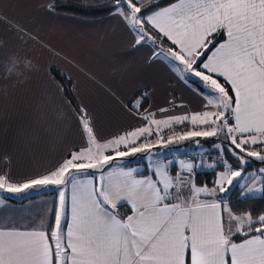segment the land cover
I'll return each instance as SVG.
<instances>
[{"label": "snow or ice", "instance_id": "obj_1", "mask_svg": "<svg viewBox=\"0 0 264 264\" xmlns=\"http://www.w3.org/2000/svg\"><path fill=\"white\" fill-rule=\"evenodd\" d=\"M112 3L135 45L151 42L154 59L168 60L185 81L199 78L206 110L163 119L148 112L142 116L145 126L102 140L87 106L77 107L86 146L23 183L0 173V189L9 193L72 187L70 207L65 191L59 192L54 226L0 230V264H264V215H235L223 200L200 199L226 193L225 184L242 178L243 169L226 159L216 187L190 185L187 194L184 181L160 166L156 179L121 171L123 179L116 182L102 175L99 187L76 175L92 169L103 173L114 158L147 151L151 144L137 141L151 136L153 125L159 130L189 120L194 128L179 139L222 134L227 144L217 145L221 153L226 148L241 164L248 162L245 157L264 162V0H176L166 7L158 0ZM16 71L12 61L11 73ZM121 145L127 150L120 151ZM186 168L191 171L192 165ZM122 202L131 214L120 213ZM237 235L242 242H236Z\"/></svg>", "mask_w": 264, "mask_h": 264}, {"label": "crops", "instance_id": "obj_2", "mask_svg": "<svg viewBox=\"0 0 264 264\" xmlns=\"http://www.w3.org/2000/svg\"><path fill=\"white\" fill-rule=\"evenodd\" d=\"M52 1L0 0V173H6L11 182L23 183L46 174L71 152L86 146L75 109L52 74L54 67L72 80L74 95L89 109L102 140L145 126L142 116L148 112L163 119L206 110L204 91L190 84L199 78L185 81L168 60L154 59L151 42L135 45L133 34L120 17L112 14L84 19L61 14L51 10ZM17 27L23 31L18 32ZM12 61L17 62L15 74L11 73ZM183 124L190 130L194 127L190 120ZM175 125L180 124L170 128ZM152 128L156 133L169 127ZM186 165H192L191 171ZM141 166L124 162L105 168L103 173L97 170L77 177H87L97 187L102 175L113 182L123 179L121 171L135 170L137 179H156L155 175H141ZM151 166L148 168L153 173L160 166L174 179L178 173L192 175L197 171L196 161L180 158H158ZM255 184L249 192H262L264 179ZM42 190L14 197L23 199L22 203L0 201V230L54 226L58 189ZM65 193L70 207L71 185ZM200 199L211 202L222 200V196L217 192Z\"/></svg>", "mask_w": 264, "mask_h": 264}, {"label": "rangeland", "instance_id": "obj_3", "mask_svg": "<svg viewBox=\"0 0 264 264\" xmlns=\"http://www.w3.org/2000/svg\"><path fill=\"white\" fill-rule=\"evenodd\" d=\"M196 78V77H194ZM200 84L203 85V83L201 81H198ZM194 89L197 87L196 85H194L193 82L190 83ZM197 89V88H196ZM204 92L206 91L205 86L203 85V89ZM190 130V129H189ZM188 130V131H189ZM161 131H159V137L163 138V134L160 133ZM174 137L176 136L177 133H174ZM174 137L170 138L171 142H168V140L163 141L160 138L159 139H155V137L153 136H146V137H142L137 144H140V141L142 143H147V144H151V147L145 151V152H139V153H134V154H130L129 156L126 157H116L114 158L109 165H106L105 168L107 167H111V166H115V165H119L121 163L124 162H129L127 159H130L132 157H138V159H140L141 161V168L142 171H147L153 168V162L155 160H157L158 158H167V159H172V160H176V159H183L187 162H192V161H196L197 164V171H206V170H213V169H219L217 171V178L216 181L218 179V174L222 171H225V167L223 165V160H227L228 163L235 169H243V174H242V178H237V182H235L233 185H227L225 184L224 187L226 189H228L226 191V193H221L222 196V200H224L225 198L230 197L231 192L234 191L235 194L239 193V191L242 189V193L240 195V197L242 198H249L250 196H254V197H259L261 196L262 192L261 190H256V191H252L249 192L250 190L253 189V187L256 185V182H259L260 180L264 179V172H261L262 167H264L263 165H256L254 166L253 170H246V167L251 164L254 161H260L261 160L255 158V157H245V159L248 161L246 164H241L237 161V159L235 157H233L225 148L223 153H221L220 149L217 147V145H225L227 144L226 141H224L223 139V135H219L217 137H192L189 139H177L174 140ZM213 138H220V140L218 142H213L210 143L211 139ZM159 141V142H158ZM210 141V142H209ZM207 142H209L210 144H207ZM173 143H177L174 144V146L170 147L169 145H173ZM120 151H126L127 149L121 145L119 148ZM109 154L114 155V152L109 149L108 150ZM173 157V158H172ZM234 159L233 161L230 160ZM137 159V160H138ZM235 161V162H234ZM149 166V168H148ZM104 168V169H105ZM93 171H97L98 169H92ZM101 171V170H98ZM194 172V174L192 175H188L186 173H178L176 176V179H182L184 181V184L182 186V191H184L186 194L190 192V185H195L196 186V172ZM89 172V170L87 171ZM186 172V171H185ZM100 172H97L96 174H99ZM80 174V173H79ZM78 175V174H76ZM53 187L56 188V191L58 189V193L59 191L63 190L66 191V186H42L43 190L44 188L47 190L52 189ZM196 187H200V186H196ZM208 188H210L209 186H207ZM216 187V186H214ZM42 188H32V189H28L25 190L22 193H9L4 189H0V201L1 202H5L6 198L4 197V193L3 191H5V193L9 196L12 197H23L27 194H31L36 192L37 190H42ZM213 188V187H211ZM42 190V191H43ZM55 191V192H56ZM249 195V197H248ZM225 203L227 205V207H230V204L227 203V199H225ZM1 211V208H0ZM264 215V214H262ZM254 218V217H253Z\"/></svg>", "mask_w": 264, "mask_h": 264}, {"label": "trees", "instance_id": "obj_4", "mask_svg": "<svg viewBox=\"0 0 264 264\" xmlns=\"http://www.w3.org/2000/svg\"><path fill=\"white\" fill-rule=\"evenodd\" d=\"M158 2H159L160 7H166V6H169L171 3L176 2V0H158ZM50 8L52 11L57 12V13L66 14V15L75 16V17L84 18V19L102 18V17L112 15L114 12V5L112 3V0H53L50 4ZM51 71H52L53 76L56 78V80L61 84L67 99L70 101L74 109L81 106L80 103L77 101L76 96L74 95L73 82L67 76V74L61 69L55 68V67L52 68ZM190 82H193L194 85H196L198 89H201V90L203 89V86L198 81L190 80ZM189 129H190V126H188L187 124H180V125H175L174 127H172V129L168 128L164 131H161L160 133L163 134L162 140L166 141L174 137L175 134L173 135L172 133L175 131L177 134L174 137V140H177L179 139V136L181 134L188 131ZM156 133H153L151 136L155 137V139H159L160 137ZM219 140L220 138H213L210 140L211 142L210 141L209 142L216 143ZM141 141L140 143H142ZM209 142H207V144H210ZM174 144L177 145V143H173V145H169V146L172 147L174 146ZM137 159L138 157H132L127 160L129 161L128 162L129 165L141 164L140 159L138 160ZM229 159L232 161L234 160L231 158ZM256 165L264 166V162L254 161L246 167V170H249V169L251 170ZM175 167L176 166L173 165L172 168H175ZM219 169L199 171V172L197 171L195 184L198 186H210V187L215 186L216 178H217V171ZM94 172L95 171L93 170H89L88 173L94 174ZM140 174L154 176V173L150 169L147 171L145 170L141 171ZM3 193H4V197L6 198V200L10 202H13V203L23 202V199L20 200L18 198L9 196L5 193V191H3ZM241 193H242V189L237 194H235V192L232 191L230 197L226 198L230 204L231 210L234 213H236L237 215L249 213L254 218L264 214V184L262 185V194L259 197L250 196L249 198H242L240 197ZM119 211L124 216L131 214L130 209L127 205H121L119 207ZM242 239L243 237L240 235H237L235 237L236 241H240Z\"/></svg>", "mask_w": 264, "mask_h": 264}, {"label": "built area", "instance_id": "obj_5", "mask_svg": "<svg viewBox=\"0 0 264 264\" xmlns=\"http://www.w3.org/2000/svg\"><path fill=\"white\" fill-rule=\"evenodd\" d=\"M174 133H176V132L174 131L172 134L174 135ZM248 197H249V195H248Z\"/></svg>", "mask_w": 264, "mask_h": 264}]
</instances>
